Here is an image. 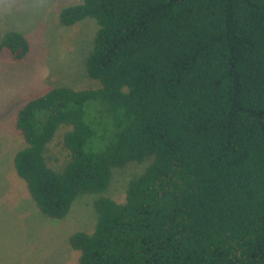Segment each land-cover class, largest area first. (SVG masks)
<instances>
[{
  "label": "trees",
  "instance_id": "16d2710c",
  "mask_svg": "<svg viewBox=\"0 0 264 264\" xmlns=\"http://www.w3.org/2000/svg\"><path fill=\"white\" fill-rule=\"evenodd\" d=\"M58 16L95 19L98 85L28 99L13 167L50 217L97 194L94 229L68 239L77 264H264V0H79ZM29 51L0 35L13 61ZM138 163L124 200L108 195Z\"/></svg>",
  "mask_w": 264,
  "mask_h": 264
},
{
  "label": "rangeland",
  "instance_id": "374dc122",
  "mask_svg": "<svg viewBox=\"0 0 264 264\" xmlns=\"http://www.w3.org/2000/svg\"><path fill=\"white\" fill-rule=\"evenodd\" d=\"M78 1L0 0V35L18 30L30 43L21 61L0 53V264H77L79 251L70 246L69 236L77 230L92 231L97 221L94 193L80 195L62 218L42 213L13 167L14 153L25 143L15 115L28 99L56 85L76 89L98 85L87 76L85 66L97 29L95 19L66 26L58 16L63 6ZM142 165L114 171L106 193L124 200L128 179Z\"/></svg>",
  "mask_w": 264,
  "mask_h": 264
}]
</instances>
